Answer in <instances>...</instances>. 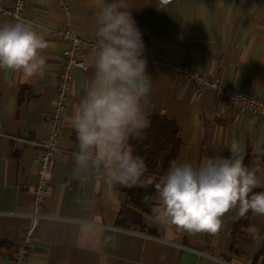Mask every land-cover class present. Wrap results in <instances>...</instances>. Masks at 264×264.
<instances>
[{
    "label": "crops",
    "instance_id": "1",
    "mask_svg": "<svg viewBox=\"0 0 264 264\" xmlns=\"http://www.w3.org/2000/svg\"><path fill=\"white\" fill-rule=\"evenodd\" d=\"M102 2L108 0H27L21 20L49 44L41 53L45 71L26 81L22 73L0 69V264H8L21 250L32 223L39 144L50 129L57 73L68 44L53 40L48 32L70 27L83 40L100 42L96 16ZM130 3L152 79L144 110L149 120L161 115L175 124L180 144L173 161L199 166L215 157H231L235 143L244 165L261 181L253 191L264 190V120L217 99L211 88L198 92L176 73L179 65H187L264 97V0ZM6 21L14 22L0 14V24ZM95 53L88 47L79 53L85 68L74 69L68 108L37 208L40 216L21 264H212L199 253L224 264H264V215L249 211L237 217L230 211L217 234H189L154 220L153 193L147 211L130 209L120 223L119 214L127 205L125 189H108L99 172L88 180L73 174L76 137L67 121L87 87Z\"/></svg>",
    "mask_w": 264,
    "mask_h": 264
},
{
    "label": "clouds",
    "instance_id": "2",
    "mask_svg": "<svg viewBox=\"0 0 264 264\" xmlns=\"http://www.w3.org/2000/svg\"><path fill=\"white\" fill-rule=\"evenodd\" d=\"M130 7V0L102 2L96 16L100 43L92 73L67 121L76 137L73 174L88 180L102 173L108 189L143 186L141 177L147 171L144 159L134 155L129 144L130 138L142 139L150 124L144 105L152 90L142 34ZM48 47L29 22L0 24V69L22 73L26 81L42 76L46 64L41 53ZM230 152L231 157H215L199 166L173 161L166 173L154 177V220L189 234L215 235L230 211L237 217L249 211L264 215V190L253 191L261 181L244 165L237 144ZM199 255L212 264H224L208 253Z\"/></svg>",
    "mask_w": 264,
    "mask_h": 264
},
{
    "label": "built area",
    "instance_id": "3",
    "mask_svg": "<svg viewBox=\"0 0 264 264\" xmlns=\"http://www.w3.org/2000/svg\"><path fill=\"white\" fill-rule=\"evenodd\" d=\"M160 1L162 2V0ZM170 1L172 0H169V2ZM26 3L27 0H11L8 4H0V14L13 21L17 19L21 20ZM48 33L53 40L66 41L68 44L62 51L61 62L57 73V100L55 109L48 120L50 129L39 144L41 148L38 159L39 172L36 183L32 189V211L29 213L32 223L21 242V250H17L13 253L8 264H21L25 250L30 243L34 222L40 216L37 212V208L44 196L47 185V173L50 169L54 152L56 151L60 125L68 108L74 69L77 67L85 68L84 63L79 59V53L85 47L97 51L100 43L83 40L78 36L76 31L70 27L50 29ZM144 34L147 33L144 32ZM176 73L179 79L189 80L196 87L198 92H201L204 88H211L217 99L225 101L233 106L242 107L259 119L264 120V97H258L252 93H248L245 90L228 84L217 76L202 73L198 69L187 65H179L176 68ZM262 146L264 149V138Z\"/></svg>",
    "mask_w": 264,
    "mask_h": 264
},
{
    "label": "trees",
    "instance_id": "4",
    "mask_svg": "<svg viewBox=\"0 0 264 264\" xmlns=\"http://www.w3.org/2000/svg\"><path fill=\"white\" fill-rule=\"evenodd\" d=\"M143 138H130L129 144L134 155L142 157L147 171L141 177L143 186H122L127 193V205L119 214L120 223L125 220L128 210L145 212L152 205L151 196L155 193L154 177L166 173L177 155L180 141L175 124L161 115H153L150 127L144 130Z\"/></svg>",
    "mask_w": 264,
    "mask_h": 264
}]
</instances>
